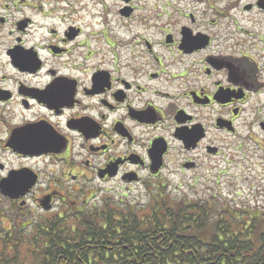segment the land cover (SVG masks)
<instances>
[{
    "label": "flooded vegetation",
    "instance_id": "obj_1",
    "mask_svg": "<svg viewBox=\"0 0 264 264\" xmlns=\"http://www.w3.org/2000/svg\"><path fill=\"white\" fill-rule=\"evenodd\" d=\"M196 1L144 17L157 33H137L120 51L100 48L65 17L41 43L32 18L16 21V42L0 59V184L15 171L16 183L37 182L7 199L14 216L42 212L38 223L48 227L53 216L111 205L115 187L128 197L137 188L219 182L227 177L217 165L221 142H240L241 120L251 123L255 153V124L264 130V0Z\"/></svg>",
    "mask_w": 264,
    "mask_h": 264
},
{
    "label": "trees",
    "instance_id": "obj_2",
    "mask_svg": "<svg viewBox=\"0 0 264 264\" xmlns=\"http://www.w3.org/2000/svg\"><path fill=\"white\" fill-rule=\"evenodd\" d=\"M169 186L148 191L144 207L107 203L38 229L22 210L6 227L0 209V264H264V208L213 214L211 200Z\"/></svg>",
    "mask_w": 264,
    "mask_h": 264
},
{
    "label": "rangeland",
    "instance_id": "obj_3",
    "mask_svg": "<svg viewBox=\"0 0 264 264\" xmlns=\"http://www.w3.org/2000/svg\"><path fill=\"white\" fill-rule=\"evenodd\" d=\"M161 1V2H160ZM187 3L188 6H201L202 4L196 0H132L133 12L130 17H124L120 11L124 9L127 3L124 0H3L0 2V19L5 17L3 23L0 22V59L5 50L12 43L16 42V35L10 36V31H15V23L17 20L24 18H32L34 20L31 26V34H34L35 42L41 43L43 34L49 33L50 28L63 22L62 18H67L81 24L84 30L89 33H94L96 38L101 40L100 48H115L121 49L122 44L131 38L133 35L157 33L156 29L146 30L143 25V18L152 15L158 16V12L164 17L171 16L174 13V8L177 3ZM196 2V3H195ZM37 7H40L37 9ZM157 9L154 10L153 8ZM242 22L249 18L243 16ZM257 17L255 16V22ZM255 26V24H253ZM60 28V26L58 27ZM250 28V26H249ZM120 51V50H119ZM1 61V60H0ZM244 118V117H243ZM251 130V123L245 120L240 121L239 135H242L240 142L231 144L234 136L228 135L222 140L221 159L223 163L217 162L221 169L227 168L225 158H231L232 153H235L234 160L236 167L229 170L230 175L216 182L212 180L208 183L202 181L200 184L192 185L185 184L178 186L172 184L168 190L172 192L174 197L183 194H189L192 198H203L211 200L213 206V214H217V210L221 206H226L235 211H243L245 209H257L258 211L264 208V130L260 129L258 123L255 124V153L253 141L247 139L246 135ZM244 142V146L236 149V144ZM203 155L201 164L207 165V161ZM216 172V171H215ZM105 185L104 189H107ZM116 193L112 198L114 208H124L125 204L121 203V199L129 200L131 203H140L146 205L149 203L150 197L146 193L142 195V189H135L128 192V197L122 195L119 187H115ZM139 201V202H138ZM2 204V205H1ZM0 209L7 213V216L12 218L13 213L17 212L9 202L0 201ZM102 205V204H100ZM12 210H7L6 207ZM138 207V208H141ZM42 212H28L22 216V220H34L31 228L37 226L38 219ZM64 219H69L68 215H64ZM74 219H70L73 223ZM67 223V222H66ZM9 227V225H6Z\"/></svg>",
    "mask_w": 264,
    "mask_h": 264
},
{
    "label": "water",
    "instance_id": "obj_4",
    "mask_svg": "<svg viewBox=\"0 0 264 264\" xmlns=\"http://www.w3.org/2000/svg\"><path fill=\"white\" fill-rule=\"evenodd\" d=\"M17 175V174H13ZM11 178L3 181V183L0 185V188L2 189V193L9 197H16L28 190L35 180L30 179L31 182H23V183H16L18 176H10Z\"/></svg>",
    "mask_w": 264,
    "mask_h": 264
}]
</instances>
